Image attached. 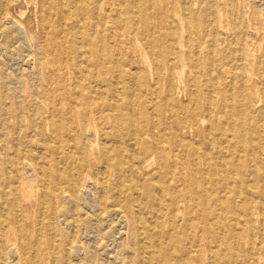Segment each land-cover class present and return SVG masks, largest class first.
<instances>
[{"label": "rangeland", "instance_id": "rangeland-1", "mask_svg": "<svg viewBox=\"0 0 264 264\" xmlns=\"http://www.w3.org/2000/svg\"><path fill=\"white\" fill-rule=\"evenodd\" d=\"M4 12L23 26L27 36L43 44L55 66L67 68L54 75L43 68L37 77L33 75L35 61L14 52L21 41L12 29L0 39V64L6 62L14 73L0 77L12 82L7 91L0 90L5 104L0 103V158H16L18 152H32L36 157V170L23 162L21 166L6 163L7 176L17 175L19 180L16 186L7 184L6 178L0 181V264H180L182 259L187 264H264V243L258 245L256 240L259 225L255 216L245 218L241 210L244 204L253 205L255 192H264V183L255 182L254 176L231 164V160L249 162L256 168L255 154L261 148L259 139L264 138V130L260 134V126H264V0H0V16ZM84 32L94 43L95 34L101 33L112 51L120 52L109 59L105 56L110 51L95 49L94 57L103 56L109 62L105 63L107 74L98 77L94 73L88 80L70 71L76 61L67 60V65L69 55L62 45L68 38L72 52H77L75 43ZM84 66L79 64L80 69L93 71ZM101 80H107L111 88L119 86L123 95L119 92L115 98L116 112L103 111L100 126L88 121V136L80 145L73 139L74 130L78 133L82 127L74 116L76 107L87 86L105 90V83L99 88L97 81ZM208 93L214 97L212 106L220 112L212 121L205 111ZM192 100L200 110L198 133L189 120ZM2 107L9 110L7 115ZM174 120L178 125L171 126L177 131L171 134L168 129ZM202 120L205 124L201 125ZM133 121L141 131H154L166 169L183 180L191 179L200 192L203 190L193 181L200 180L206 167L191 165L192 152L211 148L209 153L217 151L225 157L223 166L207 165L211 173L218 171L215 179L221 188L209 196L215 195L217 203L196 201L197 209L205 208L210 214L204 228L191 223L194 241L199 243L193 252L181 214L165 215L167 225L157 237L139 234L129 238L124 235L123 219L108 213L109 208L103 213L93 204L88 208L81 199L74 203L69 197L56 198L60 192L47 193L51 178H58L68 167L69 174L84 168L104 197L110 201L112 194L117 195L128 206L150 184L157 204L167 206L170 196L183 194L182 188H168V182H163L164 175L153 162L151 143L143 145L141 168H132L129 162L136 156L135 142L112 141L116 133L130 132ZM38 132L52 148L50 156L41 155ZM41 178L46 184H39ZM242 178L246 187H240ZM246 192L250 196L244 200ZM90 193L91 197L85 196L90 201L99 195L93 190ZM139 217L152 221L149 215L139 213ZM168 222L175 225L173 229ZM122 245L133 248L126 251ZM74 247L80 248L79 256L73 253ZM88 253L93 258L88 259Z\"/></svg>", "mask_w": 264, "mask_h": 264}, {"label": "bare ground", "instance_id": "bare-ground-1", "mask_svg": "<svg viewBox=\"0 0 264 264\" xmlns=\"http://www.w3.org/2000/svg\"><path fill=\"white\" fill-rule=\"evenodd\" d=\"M109 1H112V0H109ZM113 21H115V20H113ZM21 26L22 25H20L18 23V21L16 22L12 18H10L9 15L7 14V12L2 13L0 16V39L1 40L5 39L8 36V33H9L8 28L12 29V31L16 34L17 38L21 41V45L18 46L17 48H15L14 52L17 54H20V55H25L27 57H30L32 60L35 61L34 65H33V69H34L33 75H36L38 77L41 74L40 71L43 68L47 69L48 71H52L51 72L52 75H54L56 72H62L63 69L67 68V67H61L60 68V67L55 66L53 64V62L50 61L49 54H47L43 44L41 42L36 43L34 41L35 39L33 40L32 36H30V37L27 36L25 34V31L22 28L23 26L22 27ZM64 37H67V36H64ZM93 39L95 40V43L91 41V39L88 37V35L85 32L82 33L81 34V40L79 42L75 43L78 46L77 52H72L73 48L70 46V41H68V38L64 39L63 43H62L64 48L67 49L66 55L67 56L69 55V57H67V59L65 57L67 65L69 64V62L72 64L71 60L73 58L76 61L75 64H72L73 67L71 65L70 71L73 70L75 75H78L79 77H81V80H84L85 78L88 80V76H90V75L94 76V73H96V75L98 77L102 76L103 74H107L105 71V69H106L105 63L109 64V62L107 60H104L103 56H101L100 58L99 57L97 58L96 56L94 57L93 51L95 49L97 51H101V50L102 51L103 50L110 51L105 56V57H107V55H108L109 59L111 56L114 57L117 54H120V52H118V51H116V53H114L112 51V47L108 44V42L104 41V38H103V36H101V33H96L95 36L93 37ZM77 57L80 60H78ZM25 59H27V58H25ZM129 62H130V60H129ZM80 63L88 66L94 72L91 71V73H90V72H87L86 70L80 69V67H79ZM117 63H120V62H117ZM26 65H27V63H26ZM86 66H84V67L87 68ZM109 72H110L109 73L110 77L113 78L115 76L113 71L110 69ZM3 73L8 74V75H14V73H12L10 71V66L6 62L4 64L3 63L0 64V77L3 76ZM15 80H16V78H15ZM97 82L101 83L99 85V88H101L103 86V83H105V85H106L105 90H98V89L92 88L93 86H91V87L87 86L85 88L86 95L84 97L80 96L82 99L81 101L78 102L80 106L77 105V107H76V113L74 116H75V119L80 120V122L82 123V127H80V129L78 130V133L74 130L73 139H75L76 142H78V144H80V145H83L84 141L86 140V139L83 140V138L88 136V129H87L88 121L90 119H92L96 122V124L98 126H100L101 123H103V121H104L103 111H109L111 113L116 112L115 111V105H113V103H116L115 98L120 96V94H118L119 92L123 95V92L120 91L121 89L119 86H118L119 88L117 86H115V88H113V86H114L113 85L111 88L109 83H107L108 82L107 80L106 81L101 80V81H97ZM11 85H12V82H7L6 80H3L0 78V90L2 89V90L7 91ZM16 88L18 89V88H20V86L16 87ZM114 90H115V92H114ZM219 93L223 96V94L220 90H219ZM207 96H208L207 97V103L208 104L206 106L205 111L207 113L208 120L212 121V120H214V118L217 117V115L220 112H218V111L216 112L215 108L211 104L212 100L214 98L213 96H211V93H208ZM224 97H226V96H224ZM116 99H118V98H116ZM0 103L2 104V106L5 105L3 96H1V98H0ZM191 103H192V106L194 105V110H192V113L189 116V120L191 121V126H194L195 130L198 133V127H197L196 119L198 117L200 110L198 109V106L193 102V100L191 101ZM19 105H20V103H19ZM130 106L133 107L132 105H130ZM2 109L4 110V115H7L9 113V110L6 107L5 108L2 107ZM134 111L136 112L137 110L134 109ZM204 121L205 120H202L201 125L204 123ZM172 124H175L177 126L178 122H176L175 120L171 121L169 129H168V131L171 134H173L175 130L177 131V127L172 129V126H171ZM115 129H117V127ZM263 130H264V126H260V134L262 133ZM150 132H151L152 137L149 134ZM150 132H148L146 129L141 131L140 128L133 121L132 122V130L130 132H128V133H125V132L124 133H116L115 132L116 133L115 136H113L111 139H112V141L116 140L117 143H120L122 140L123 141L130 140V141L135 142L136 146L134 148L132 147V149L134 152H136L135 153L136 156H135V158H131L130 162H129V164L132 166V168L133 167L141 168V166L143 165V162H140L139 155L142 153V148H144L143 145H144V143H151L152 144L153 152L155 155L153 162L156 163V165L158 167V172L160 171V172H162V175H164L162 178L163 182L164 183L168 182V184H169V185L167 184L168 188L170 185H172L171 187H173L175 189H179V187L183 189V194H176L174 196H170L167 206H165L162 203L157 204L158 200H157L156 196H152V194H154L153 189L155 190V188L151 184L148 186V189H146V190L143 189L142 197L138 198L137 201L131 202L130 206H128L126 203L119 201L120 198L117 195L115 196L114 194L111 195V197H110L111 200L109 201L106 197H104L103 192L98 187H97V189H98V191H97L96 186L98 184L95 186V184L89 179V177H88L89 175L86 173L84 168H80V169L74 171L73 174H69L72 171L69 172L68 167H66L67 168L66 172H64L63 170H65V169L62 168L63 170L61 171V174L58 176V178H51L50 183L48 184L49 190H47V193L52 194L55 192H60L61 196H56V198L62 199L64 197L63 200H67L70 198L71 199V200L69 199L70 202L72 201L74 203L77 202V201H74V199H81V202L83 204H85L88 208H90L91 204H93L95 210L99 209L98 211H102L103 213H105L106 210L109 208L110 211H108V213L111 212V214H118L123 219V221H124V235L128 236L129 238H132L133 235H139V234L144 235V236L157 237L159 234H163L162 230L164 229L165 224L167 225V222H164L165 221L164 220L165 215H168V216L175 215V217H176V215L181 214L182 220L184 222H186V226L184 228V231L186 232L185 237L189 243L190 242L193 243L191 246V252H193L194 250H196L199 247V243L197 240L194 241L195 236H193V234H192L193 233L192 227H190L191 223L196 222V224L198 225V228L201 226L204 228V227H206V224H207L204 220L210 214V212L206 211L205 208L201 209V210L197 209L196 201H201L203 204H208V205H209V203L214 204L216 202L213 199L215 197V195H213V197L211 199H209L210 193L214 194L219 188H221V183L216 180L218 177V171H213L211 173V171L208 170L207 165L212 164V166L215 168L223 166V164L225 163V159H224L225 157L218 155L217 151L215 154L209 153L211 151V148L209 150L198 149L199 151L196 150V151L192 152L193 160L191 161V165L196 167L197 163H202V165H204L206 167V170L200 174V176L202 175L200 177V180H198V182L193 181V183L197 184V187L199 189L203 190L202 192H200L199 190L195 189L192 186L191 179L187 178L186 180H183V178L181 179L180 177L175 176V174H171V171H169L168 168L166 169L167 163L162 158V148L160 146V143L156 142V140L153 138L154 131L152 130ZM38 136L41 138V141L37 143V145L39 146V149H41V151H42L41 155L43 156V155L47 154L48 156H50L53 153L52 148L46 145L45 138L42 139L41 132H38ZM89 136H90V133H89ZM8 137H9V135H8ZM53 139H57V136H54ZM82 140H83V142H82ZM259 140L261 141L260 142L261 148L255 154V156L258 157V162H257L256 168H253L252 166H250L249 162H247L246 164H242L241 162L238 163V162L231 160V164H232L234 169L235 168L236 169H243V170L247 171L250 174V176H254L255 182L259 181L261 184H263L264 183V138L262 137V139H259ZM177 145H178V143H177ZM70 146H72V145H70ZM101 146H102V144H101ZM130 146H131V144H130ZM119 148H121V147H119ZM119 148H117V149H119ZM262 148H263V150H262ZM128 149H130V147H128ZM102 150H104V146H102ZM198 152L199 153L201 152L200 153L201 155L198 154ZM15 157L16 158H12L9 160H5V159L0 158V172H1L0 173V181L2 178H6L5 179L6 183L13 185V186H16V184L19 180V177L17 175H13V174H12L13 176H10V177L7 176V169H8L7 164L12 163V164H15L17 166H21V164L23 162V163H25L24 165L26 167L31 166V168H33V170L34 169L36 170V167H35L36 157H35L34 153L26 152L24 155H21L18 152ZM251 159H253V158H251ZM60 162H62V161H59V163ZM63 164H64V168H65V162H63ZM111 166H112V164H111ZM29 172H31V171L28 170V173ZM46 174H47V172L44 171L43 176L45 177ZM108 174H110V173H108ZM7 177H9V178H7ZM38 181H39V184H46V182L42 178L39 179ZM98 181H99V179H98ZM240 181H241L240 187H242V186L246 187L247 184L244 181V179L242 178ZM107 185H108V183H107ZM10 189H12V188H10ZM132 189H133V187H132ZM134 189H135V187H134ZM92 190L96 191L97 195L98 194L99 195L94 200L90 201V200L86 199L85 196L87 197L89 194L91 197L92 193H90V191L92 192ZM43 193H45V192L43 191ZM108 194L110 195L111 193H108ZM247 195L250 196V193L246 192L244 194V196H243L244 200L248 197ZM67 197H69V198H67ZM263 197H264V192L262 190L255 192V198L256 199L254 198L255 201H254L253 205H251V204L245 205L244 204V207L241 209L245 213V214H243V216L245 218L248 217L250 219L251 216H252V218L255 216L256 223L259 225L258 229L256 231V233H257L256 240L258 242V245H262L264 243V198ZM242 201H243V199H242ZM215 205H214V207H215ZM216 206H218V205H216ZM132 209H135V210L132 211ZM211 210H212V208H211ZM17 213H18V211H17ZM139 213L142 215H146V216L149 215V217L152 219V221L146 222V221L141 220L139 217ZM234 217H236V216H234ZM50 218L52 220L55 219V215H54L53 210L50 212ZM103 218H104V216H103ZM246 222L250 223L251 221L247 220ZM98 224H97V226H98ZM174 226L175 225H173V227H172V223L169 224V222H168L169 229H173ZM239 226L240 225H238V227ZM235 227L237 228V225ZM240 228H239V230H241ZM243 230H241L240 232H242ZM203 232L206 233L208 231L203 229ZM253 232H255V231H253ZM18 233H19V231H18ZM238 234H239V231H238ZM192 239H193V242H192ZM234 239H235V237H234ZM95 241H96V239H95ZM2 242H3V240H2V237L0 236V248L2 247L1 246ZM122 248L124 250L128 251V250H132L133 246L132 245H129V246H123L122 245ZM10 249H12V248H10ZM72 249H73V253H75V252L78 253L80 251L79 247H74ZM68 250H70V249H68ZM15 252H16V250H15ZM93 252H94V250H93ZM89 253H88V255H89L88 259L93 258V257H91L92 253L91 254H89ZM94 254L96 255V253H94ZM78 256H79V253H78ZM84 256H82V257H84ZM190 256H192V255L190 254ZM15 257L18 258L17 255H15ZM5 258H7V256ZM11 258H12V260H14L13 257H11ZM75 258H77V257L75 256ZM111 258H113V257H110V259ZM88 259L87 258L85 259L86 263L89 261ZM76 261H78V260H76ZM71 262H73V260ZM94 262L95 261H93V263ZM187 263L188 262H185L182 259L180 264H187ZM21 264H23V263H21Z\"/></svg>", "mask_w": 264, "mask_h": 264}]
</instances>
